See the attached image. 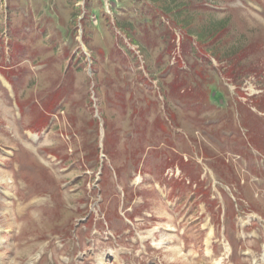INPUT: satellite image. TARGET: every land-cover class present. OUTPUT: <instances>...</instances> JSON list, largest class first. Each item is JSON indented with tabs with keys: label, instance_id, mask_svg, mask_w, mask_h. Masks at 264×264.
Returning <instances> with one entry per match:
<instances>
[{
	"label": "rangeland",
	"instance_id": "obj_1",
	"mask_svg": "<svg viewBox=\"0 0 264 264\" xmlns=\"http://www.w3.org/2000/svg\"><path fill=\"white\" fill-rule=\"evenodd\" d=\"M205 2L215 3L216 6L211 9L205 7L198 8V10L194 9V6ZM84 3L86 6H84ZM69 4L71 7L68 6ZM63 5L69 8L65 9ZM83 6L84 10H86V20L84 19L83 24L87 30L89 19H93L95 16L93 15L94 11L93 13L91 11L92 8L96 7L101 11V14L97 11L98 20H101L100 16L105 17L102 22L103 25L100 24L101 26L98 30L91 27L89 29L90 35L88 38L86 37L88 45L91 46L90 54L98 60L99 64L96 67V72L97 74L99 72L98 82L100 84L94 86V88L97 93V105L101 106V112L104 113L107 120L106 153L111 158L109 167L114 172L112 174V170L107 167L103 174V183L107 187H114L116 175L119 174L122 177L125 172L132 171L135 168L134 165H131L133 163L132 160L139 159L145 149V144L146 148L154 144H149L151 141L156 142V144L158 142L161 145L162 143L164 144L155 153V156H163L160 161L163 169L159 168L158 165V170L162 172L170 168L169 166H176L174 159L166 158L164 155L173 154V157H181L169 149L171 144L175 145L181 152H188L185 148L189 147V145L195 149H204L197 150L196 154H185L187 157L192 156L188 162V171L192 172L195 170L197 174L195 177L190 172L185 173V181L188 183L189 179H191L192 184L186 186L183 197L185 199L187 194V198L183 199V206L178 211H175V213L168 211L159 197H154L151 200L155 217L160 214L168 224L162 223L163 226L174 228L179 224L182 229L180 232L186 231L187 251L185 253L181 251L179 254L170 253L168 254L169 258L166 260L168 262L176 261L182 264H192L194 251L201 252L202 249L201 238L206 236L202 232L209 231L208 229L213 227L214 223L211 216L218 223V218L221 214V209L217 210L216 206L207 205L206 197L201 199L198 194L193 195V184L197 182L200 186L203 185L201 174L204 170L209 175L207 180L204 181V185L209 181L213 187L217 173L218 175L222 173L224 177H232L234 171L231 167L228 169L226 164L229 163H225L224 159L230 160L228 154L244 155L242 150L244 143H240L244 141L243 139L239 142H235L234 140L236 139L228 140V137H231V134H228L226 138H223L222 143H215L205 138L201 127L198 126V118L201 114L198 113L197 106L192 108V104L201 106V108H211L213 107L212 105L216 104L224 109V106L229 101V91L224 81L226 77L219 73L220 71H225V68L228 67L236 75L233 80L230 76L229 79L238 86L243 87L245 92L251 93L246 89L248 86L243 85L244 83H254L264 88V5L259 4L258 0H135L134 3L131 0H78L77 6L76 0H0V38L8 31L14 52L32 45L29 48V52L36 55L34 61L22 60V66L30 67L31 62L37 64L38 59L42 58L41 56L45 57L44 62L52 64L51 68H46L44 74H34L33 78L30 79V95L31 91H34V97H32V101L27 107L24 121L25 129L38 130L39 124L48 116H51L54 112L53 110H58L57 116L53 118L56 119V122L53 125L54 129L51 134L65 133L71 138L70 143H66L60 149L63 144L61 139H56L51 135L42 143L41 147L44 148L33 146L36 151H39V154L30 155L31 144L24 137L21 141L24 152L23 150L18 152L20 167V170L18 169L16 172L18 173V180L19 178L34 179L36 176L40 177V174L43 179H50L52 182L54 179L61 181L65 178L75 180L79 172H74L73 170L64 176L57 168V171L54 170V172L50 168H43V172L35 173L30 172L25 167L23 161L27 164L32 156L39 158L41 163H49V160L45 159L47 157L45 148H49L59 154L60 151L62 153L74 152V154L76 153L74 160L86 155L87 160H89L87 169L94 168L96 173L89 170L84 172V174L94 175L95 180L92 178L93 183L96 181L95 176L99 174L100 158L97 157L96 152L100 140L99 124L96 119L97 110L95 111L93 104L90 103L92 99V72L88 70V64H90L91 60L84 56V51L81 49V30L77 22L83 14ZM180 6L181 9H178ZM76 13L78 15L77 20V15L74 16ZM129 21L134 24H125V22ZM7 22H9V27H7ZM104 22L106 24L111 23V26L107 25L105 28ZM60 24H64L61 31ZM69 26L70 32L65 38V31ZM94 26L99 27V23L95 22ZM179 27H183L184 32L183 30L181 32ZM62 31L64 32L62 33ZM186 31L190 34V38L185 39L186 49L184 48V40L182 41L180 52L179 42L178 40L175 41V39L180 33L182 37L183 34L186 35ZM88 34L89 32H87ZM122 35L127 39L130 46L128 47V53H124L123 59L117 54V44L119 42L120 44L123 43L124 38H122ZM62 40L64 41L62 42ZM124 42H126L125 39ZM137 42H139L137 49L140 53V58L131 50L132 43L136 44ZM199 42L205 47H201ZM62 43L67 51H69L70 47L79 52L77 63L74 65L71 63L68 67V72H65L68 63L64 61V55L61 53L55 55L64 47ZM192 44L195 49H191ZM49 46L54 47L50 54L47 53ZM2 47L3 41L0 39V49ZM205 48H207V52H210V57H206L201 52ZM8 49L9 46H7ZM175 49L176 51L172 53ZM27 53L26 51L21 52L20 58ZM113 53H115L114 60L109 59L106 63L108 57ZM50 55H55V60L48 58ZM126 55H128L127 58H125ZM175 57L177 58L175 59ZM211 57H215L219 61L212 60ZM139 59H144L146 64L142 66ZM56 60L61 62H56ZM178 60H182L180 65H174ZM114 67H118V69L116 68V71L112 74V68L114 69ZM216 67L221 70H217ZM144 70H146V74H143L145 73ZM109 71L111 73L109 74L110 78L105 79ZM39 75L40 77H37ZM205 75L207 78L204 77ZM205 78L207 79L206 81ZM142 82L149 87L144 86L142 88ZM233 82L230 83L229 87L234 95ZM155 83L160 88H156ZM194 90L198 91L200 95L205 93L203 96L205 100L201 99L199 103H195L197 99H200L198 94H193V96L188 94ZM36 94L38 101H34ZM46 94L48 95L44 99L38 98ZM242 96L245 99L248 95L244 94ZM1 98L3 99L0 93V121H5V118H11L12 112L9 113L6 106L1 104ZM244 99H242L243 102ZM150 103L152 105L151 108ZM255 106L257 107V105ZM36 110L42 115V119L34 115ZM228 110L227 108L225 112ZM243 110V113H246V109L243 108ZM239 113L240 111L236 110L234 120L240 116ZM220 117L222 116L220 115ZM35 118H37L36 122ZM218 120L217 118L215 123ZM9 127L13 129L16 128V125L10 121ZM248 129L250 130V137L254 136L255 138L257 128L250 126ZM130 131L140 135L129 138ZM230 131L233 132V130ZM241 134L243 135V132ZM212 137L213 134L211 133L210 138ZM2 139L3 135L0 134V151L3 149ZM10 140L8 138L6 142L10 143ZM197 143L200 144L199 148ZM230 147L234 151L229 152ZM40 154H42V157ZM209 158L213 159L212 162ZM230 162L240 171L243 178V175L246 174L248 180L252 182L243 164L235 160ZM72 167L73 165H71ZM9 177L11 178V176ZM138 178L140 179V176ZM147 179L139 188L138 193H141L140 191L146 193V189H149V187L154 190H156V186L159 187V182L154 181L153 176H147ZM169 179L171 178L167 177V180ZM1 180H3L2 176ZM137 181L134 180L132 184L138 185L142 180L140 182ZM127 182L128 180L122 178V185L126 189ZM19 185L20 182L18 183L17 181L15 186L17 191L20 188ZM16 190L10 193L9 198L15 196ZM246 191L248 194L246 198L249 202L256 205V208L263 213L264 197L259 196L261 192H259L258 187L254 185V188H252L250 184H246ZM86 192L78 193L74 198L85 197L87 195ZM21 194L22 191L19 190L18 195L20 196ZM215 194L213 197L217 198L218 193L215 192ZM188 196L192 198V201L187 205ZM94 197L97 199L99 195L96 193ZM150 197L151 191L148 195V198ZM138 202L139 200H137ZM10 203L11 201L9 205ZM9 205L6 206L3 213L9 211ZM206 206H208L207 211ZM230 207L231 212L236 214V205L231 202ZM223 214L224 209L221 216ZM254 215H244L240 216V218L250 220ZM68 217L69 215L60 217L59 214L56 219L52 217L53 222L47 228L48 231H60L61 229L58 228L68 222H71L70 227L72 228L77 221L74 218L69 220ZM65 218L68 219L66 220ZM73 220L74 224L72 223ZM4 222L5 226L11 220L8 219ZM157 223L159 224V221ZM157 223L153 221L147 222L148 226ZM216 227L223 228V222ZM21 230L19 255L16 256L19 259L17 261L13 260V264H27L31 257L39 255V250L43 243L46 244V242L39 241L41 232L31 226L30 220L21 222ZM153 230H158V228L155 227ZM170 232L176 233V231ZM6 238L8 245L4 250L0 249V258L4 257L6 261H10L15 258L14 253H11L10 250L17 246L18 240L15 237V232L10 233ZM31 239L36 243L30 242L27 244L26 242ZM76 253L79 254L77 251ZM88 258L80 256V258H76V261L82 264H91ZM76 261L75 263L79 264ZM209 262L202 255L201 259L198 262H194V264H208Z\"/></svg>",
	"mask_w": 264,
	"mask_h": 264
},
{
	"label": "trees",
	"instance_id": "obj_2",
	"mask_svg": "<svg viewBox=\"0 0 264 264\" xmlns=\"http://www.w3.org/2000/svg\"><path fill=\"white\" fill-rule=\"evenodd\" d=\"M178 6V5H177ZM185 7V6H184ZM178 9H181V6H180V8H178ZM186 10V9H185ZM214 31V30H213Z\"/></svg>",
	"mask_w": 264,
	"mask_h": 264
}]
</instances>
